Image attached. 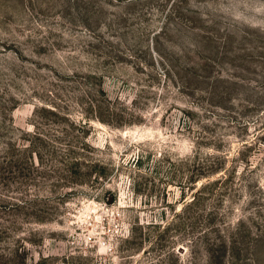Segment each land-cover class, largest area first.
<instances>
[{"label": "rangeland", "instance_id": "374dc122", "mask_svg": "<svg viewBox=\"0 0 264 264\" xmlns=\"http://www.w3.org/2000/svg\"><path fill=\"white\" fill-rule=\"evenodd\" d=\"M0 264H264V0H0Z\"/></svg>", "mask_w": 264, "mask_h": 264}]
</instances>
